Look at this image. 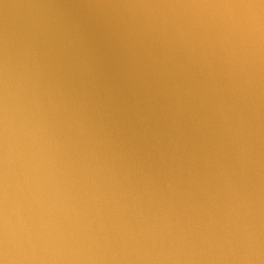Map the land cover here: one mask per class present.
<instances>
[{
	"label": "water",
	"instance_id": "1",
	"mask_svg": "<svg viewBox=\"0 0 264 264\" xmlns=\"http://www.w3.org/2000/svg\"><path fill=\"white\" fill-rule=\"evenodd\" d=\"M0 264H264V0H0Z\"/></svg>",
	"mask_w": 264,
	"mask_h": 264
}]
</instances>
